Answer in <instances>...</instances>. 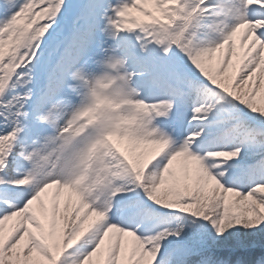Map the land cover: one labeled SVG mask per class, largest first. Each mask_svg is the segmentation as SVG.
Masks as SVG:
<instances>
[{
    "label": "snow or ice",
    "instance_id": "6c2138e0",
    "mask_svg": "<svg viewBox=\"0 0 264 264\" xmlns=\"http://www.w3.org/2000/svg\"><path fill=\"white\" fill-rule=\"evenodd\" d=\"M198 3L192 0L188 5L189 15L199 11ZM206 5L219 15V0H204L200 7ZM70 7L71 0H63L62 4L59 0H0V30L7 29L5 37L11 31L17 35L43 33L37 41L39 47L33 45L36 55L29 68L45 78V106L51 101H63L75 115L81 106L77 78L97 76L107 67L123 63L108 56L109 52H117L140 70L136 85L151 93V98L144 96L145 99L174 102L167 119L161 117L153 122L166 131L158 129L153 136L155 142L140 149L147 168L143 184L136 188L155 186L157 195L163 197L161 203L168 207L145 200L141 218L129 221L116 210L126 199L118 197L113 211L92 232L89 228L101 217L88 216L80 234H89L71 251L80 258L87 256L89 264L99 259L106 264H187L188 257L213 245L244 247L264 243V110H258V94L264 85V3L231 0L228 22L217 29L211 40L201 39L203 34L197 33L200 43L193 48L177 47L178 39L160 40L159 47L149 46L137 41L141 35L137 29L118 30L121 17L126 11L137 10L139 0H85V7L66 28ZM42 8L46 9L43 15ZM209 46L213 48L211 52H201ZM152 52H159L166 60L179 54L180 60H186L199 77L194 80L181 63H173L169 73L176 86L166 88L162 94L152 92L160 80L142 62ZM212 77L219 87L209 82ZM100 82L98 78L96 83ZM14 84L15 76L0 95V141L7 142L4 166L0 167V264H24L23 255L36 257L42 250L39 240L18 217L31 214L43 189L39 183L20 188L15 181L28 166L22 146L54 131L51 124H41L36 119L37 110L31 102L24 103L23 108L20 102L5 106L18 100ZM138 98L136 94L134 99ZM222 101L229 102L230 110ZM181 106L190 107L191 113L187 118L190 128L184 135L165 124ZM193 115L201 119L193 121ZM193 132L199 133L194 141L190 139ZM213 153L230 154L232 158L217 162L210 155ZM132 195L136 196V191ZM183 198L192 199L189 203H169ZM179 213L191 215L174 222L172 217ZM118 216L121 219L114 222ZM9 221L11 227L5 231ZM189 233L198 248L189 243ZM230 260L231 257L219 261L204 257L200 264H229ZM233 264L246 261L238 257ZM256 264H264V258Z\"/></svg>",
    "mask_w": 264,
    "mask_h": 264
},
{
    "label": "clouds",
    "instance_id": "9594fccd",
    "mask_svg": "<svg viewBox=\"0 0 264 264\" xmlns=\"http://www.w3.org/2000/svg\"><path fill=\"white\" fill-rule=\"evenodd\" d=\"M62 4L63 0H59ZM162 2V0H161ZM248 4L251 3H264V0H246ZM204 0H199L196 4L197 15L201 18L203 24L208 25L210 28L216 25L217 16L210 12L211 5L200 7ZM46 9H41V15L45 13ZM218 11V9H217ZM207 13V15H205ZM166 15H168L166 13ZM169 19L171 16L169 15ZM133 22H135L133 20ZM228 21L222 22V26ZM151 23V30L145 29L141 31L137 29L141 35L137 37L138 42L148 44L149 46L159 47L158 41L160 37L154 34L157 29L163 28L164 24L158 17H153ZM180 22L176 21V26L170 27L169 31L175 32ZM221 26V27H222ZM220 28V27H219ZM217 34V30L211 32L208 40H211ZM43 33L29 32L27 34H20L13 38L10 42V47L14 45L13 51L5 57L3 63L13 64L14 67L8 80V84H12L13 76H15L14 87L17 89V102H20V108L24 107V103L31 102V105L36 108V119L41 124H47V114L53 107L61 101H51L45 106L43 100L44 89V76L38 73L34 68H29L35 59L36 48L39 47L37 41ZM175 43V41H173ZM180 48H186L182 43L177 45ZM211 46L201 50V52H211ZM164 55H168L167 49L162 50ZM108 56H115L123 60L121 71L128 77L130 85L136 90L138 99L135 102L151 110L152 123L163 117L167 119L168 114L171 112L173 101L164 99H145L144 89L136 85V81L140 78V70L135 66L129 64L128 60L119 57L117 52H109ZM24 68L25 71H18ZM209 82L214 87L220 85L215 83V78H209ZM5 91V90H4ZM200 110H205L204 104L200 105ZM19 112V109H17ZM201 117L193 115L192 120L195 121ZM73 113L71 110L65 112L62 119L57 120L55 125H51L54 129L53 132L47 133L43 137H37L32 140L30 144L22 146V154L28 160V166L23 169V175L19 176L15 181L17 187L25 188L34 186L39 183L41 189L50 185H56L57 190L62 186H69L76 190L79 196V204L73 212L75 218L78 213L83 209V214L79 215V219L68 229V235L65 238V245L60 259L56 264H89L88 257L80 258L74 251H71L76 245L80 244L86 239L89 233L80 234V226L88 218L89 215L100 216L101 219L97 221L96 225L89 228L92 232L99 225L107 219L108 214L113 211L115 202L121 194L132 193L136 188L143 184V178L146 172L147 165L143 159V153H133L131 158L125 157L122 153L111 148L107 142V136L111 133L99 132L91 128H83L79 135L73 141L70 149L64 150L63 144L66 137L70 136L69 129L72 127ZM153 127L161 129L159 124H154ZM166 131V129H161ZM199 133L193 132L190 134V139L195 140ZM14 139V137H12ZM98 146H104L110 149L111 157L101 164H97L93 160V155L98 149ZM234 151L238 152L239 149ZM208 155V154H206ZM217 162H223L231 159L230 154H210ZM150 163V162H149ZM4 166V158H0V167ZM211 165L210 167H215ZM37 167L40 171L37 172ZM43 181V183H40ZM101 181L103 183L101 184ZM89 184H99L96 190L88 187ZM145 196L153 199V202L160 205L162 208H167L168 204H162L163 197L157 195L155 186L141 188ZM34 197L30 198V200ZM192 198H183L182 200L170 201L169 203H189ZM112 202V203H109ZM122 212V208L116 209ZM154 260V258H153Z\"/></svg>",
    "mask_w": 264,
    "mask_h": 264
},
{
    "label": "rangeland",
    "instance_id": "374dc122",
    "mask_svg": "<svg viewBox=\"0 0 264 264\" xmlns=\"http://www.w3.org/2000/svg\"><path fill=\"white\" fill-rule=\"evenodd\" d=\"M175 2L176 0H162V2L161 0H139V7L137 10H133V13L126 11L121 17V20L118 24V30H134L138 28L141 31H144L145 29L151 30L150 22L152 21L153 17H158L163 22L164 27L156 30L154 34H158L161 39L162 31H164V29L169 24V20L165 16L166 10ZM230 3L231 0H219V15L217 16L214 30H217L219 27H221L222 22L227 20V16L230 15ZM133 20L135 22H133ZM224 54H227V46H225ZM133 60L134 63H136L135 56L133 57ZM142 62L151 68L150 74L158 76L160 80L159 86L152 89V92L162 94L166 88L176 86L175 81H173L170 77L169 65L177 62L170 59H162L159 52H152L147 57H143ZM103 63L107 64L106 61ZM122 66V63H116L114 66L107 67L105 72H101L97 74V76H84L82 80L83 83L88 86L89 91L93 92L95 89L96 90L94 94L85 93L83 90L80 91V108L86 106L87 101L91 98H93L92 100L98 101L101 96L100 93L104 92L109 86H112L114 94H119L121 98H127L131 95L134 100L133 106H137L138 104L134 99L135 89L130 85L129 81L127 80V76L121 71ZM98 78L101 80L99 84L96 83ZM98 91H100V93ZM144 96L151 98V93L145 89ZM86 97L87 99H85ZM223 106L225 109L227 108L226 103H224ZM68 110V107L63 103V101H61L47 114L49 124L55 125L56 121L62 119L65 115V112ZM71 123L75 132L77 127L74 125V120H72ZM121 125L122 122L120 124L114 125V130L111 135H109V140H107V142L111 148L116 149V151L127 157L126 149L124 148V135ZM189 128L190 125L187 123L183 126L182 131L187 132ZM75 136L73 138H65L63 144L64 150H68L72 147ZM110 157L111 153L110 149L108 148L105 152V159L107 160ZM39 171L40 168L37 172ZM97 185L98 184H89L88 187L92 188V190H96ZM65 194H67L66 198ZM120 197L123 198L122 195ZM63 200H73L76 207L79 204V196L75 189L69 186H62L59 188V190H57L56 185L47 186L42 190L40 198L34 201L33 207L30 209L31 214L28 217H18L19 222L26 225L30 233L34 235L42 245V250H38V255L36 257L27 255L22 256L24 264H56V261L60 259L61 253L66 247L65 238L68 235V230L63 231V226L61 225V221L58 216V208ZM142 204L143 202H140V205L134 207L131 211H123L122 209L123 217L129 221L140 219L142 214ZM82 214L83 209L80 212V215ZM120 219L121 217L119 216L115 217L114 222H118ZM11 224V221L6 222L5 231H8V229L11 227ZM82 226L83 224L80 226V231ZM95 264H106V261L99 259L95 262Z\"/></svg>",
    "mask_w": 264,
    "mask_h": 264
},
{
    "label": "trees",
    "instance_id": "16d2710c",
    "mask_svg": "<svg viewBox=\"0 0 264 264\" xmlns=\"http://www.w3.org/2000/svg\"><path fill=\"white\" fill-rule=\"evenodd\" d=\"M82 0H71V7L69 9V14L75 13L78 6L81 4ZM261 99L258 100V106L261 108L258 110H264V85H262L261 93L259 94ZM7 143V142H5ZM6 147L1 151L0 149V158L6 155ZM75 210L65 206L63 209L62 215L65 219V226L69 228L73 225V212ZM177 212V210H171ZM191 214L179 213V216L172 217L174 222H181L183 216H189ZM202 219V218H200ZM189 243H193L195 247H199V244L196 243L193 236L189 233L188 236ZM211 257L214 261H219L231 257L229 264H233L234 260L238 257H243L246 261V264H253L256 259L264 258V243L248 244L244 247H218L211 246L200 252L199 255H193L187 258V264H200L202 258Z\"/></svg>",
    "mask_w": 264,
    "mask_h": 264
}]
</instances>
